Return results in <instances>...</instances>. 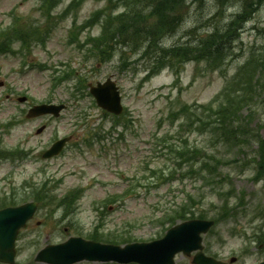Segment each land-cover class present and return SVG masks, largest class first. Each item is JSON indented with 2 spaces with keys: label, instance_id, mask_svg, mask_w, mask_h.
Wrapping results in <instances>:
<instances>
[{
  "label": "rangeland",
  "instance_id": "rangeland-1",
  "mask_svg": "<svg viewBox=\"0 0 264 264\" xmlns=\"http://www.w3.org/2000/svg\"><path fill=\"white\" fill-rule=\"evenodd\" d=\"M71 1L65 0L56 13H62ZM114 1L117 4L112 12L116 15L109 14L107 1H87L77 13L68 14L45 45L35 47L33 52L0 54V149L20 147L27 153L32 152L19 161L0 159V192L4 187L3 179L9 182L12 177L18 188L25 182L33 183L26 192L17 189L29 202L37 199L38 193L33 196L34 188H40L47 181L50 187L57 186L54 193L60 198L73 189L85 190L80 205L69 216L65 217L63 211L53 215L50 210L39 207L29 229L19 237L16 264H40L35 261L39 251L71 237L89 240L101 222L106 235L113 231L134 238L135 242L153 241L165 234L164 219L180 207H188L196 219H213L225 210H235L236 216L221 218L216 232H211L204 244H210L217 235L223 236L225 256L237 254L246 240L244 236L253 232L255 213L264 211V185L261 181L257 185L253 180L261 164L264 167L261 145L264 141V80L259 82L264 72L252 77L244 65L239 76L240 79L250 76L252 86L259 84L238 118L239 127L248 129L245 141L234 144L224 122L215 117V111L233 103V100L226 101L222 92L251 52H264V7L246 24L242 37L234 45L237 57L232 55L222 72L212 73L202 63L198 67L187 62L180 84L175 86L176 77L168 64L160 65V70L153 73L151 68L156 63L144 54L145 40L134 37L136 26L148 24L137 22L133 0ZM205 5L201 9L198 2L193 5L192 10H198L196 15L201 18L191 13L180 29L157 38L156 45L151 47L154 55L160 48L172 49L184 43L196 46L195 43L213 33L215 28L225 31L240 9L231 5L222 12L213 0H207ZM39 8L38 0H0V33L13 24L15 17L39 18L44 23ZM98 10L94 18L93 13ZM83 23L91 29L85 33L79 31L81 42L77 43L70 36L72 25L78 27ZM122 24L127 25L121 28L124 34L116 29ZM82 42L84 47L79 46ZM20 48L15 45V51ZM100 53H107V59L98 60ZM25 60L27 65L23 64ZM258 65L254 60L248 63L252 71ZM55 69L60 71L58 75L74 70L87 79L89 86L113 79L126 109L120 126L112 117H105L94 105V99L85 93L86 89L70 88L78 79L55 89ZM148 71L151 76L143 81ZM80 91L86 95L77 97ZM240 95L242 93L236 94L233 99L238 100ZM23 96L28 97V101L20 103L19 98ZM48 101L67 105L59 119H25L23 111ZM185 106L190 109L181 113ZM14 118L20 120L17 126L5 129ZM43 125L47 129L38 135L36 131ZM98 133L105 139L100 143L92 142L91 137ZM68 136L72 141L64 154L51 160L42 158L41 153L57 138ZM185 143L203 150L215 163L221 162L218 165L221 177L213 180L207 173L185 174L190 168L180 170L174 161L180 158L174 159L176 155L173 157L171 152L167 154L165 146L180 147L186 146ZM171 178L173 182L167 183ZM150 180H155V185L150 184ZM6 191H10V186H6ZM235 230L239 234L233 235ZM191 261L192 258L183 254L176 258L177 264H192ZM254 261L253 256H245L241 264Z\"/></svg>",
  "mask_w": 264,
  "mask_h": 264
},
{
  "label": "trees",
  "instance_id": "trees-1",
  "mask_svg": "<svg viewBox=\"0 0 264 264\" xmlns=\"http://www.w3.org/2000/svg\"><path fill=\"white\" fill-rule=\"evenodd\" d=\"M51 1L52 0H45V3L48 4ZM189 1L200 3V9L202 8L203 2L205 3V0H134L135 7L139 11L138 20H143V23H147L146 20H149L150 17L154 19V22H149L148 26H138L133 32L135 35L134 37L137 39L142 37L145 42H148V55L153 54L159 66H163L165 63L168 64L177 76L182 74L181 71L185 68L184 64L187 61H204L206 66H208L207 69L212 72L225 69L228 66L227 61L232 58V55L236 56L234 54L233 45L239 35V28L243 25L242 22L245 19H251L262 7L264 0H214L216 6L220 8V10L225 9L226 6L234 2L240 3V8L243 10L242 16H236L225 31L215 28L213 33L202 38L198 43H195L196 46L186 43L183 46L178 45L169 50L160 49V52H158L159 55H154L151 47L156 45V39L165 34L174 33L180 27L184 19L190 16V10L187 6ZM51 9V5H48V10ZM122 27H127V25H119L116 29L121 30ZM39 28H41V25L35 24L33 21H30L27 24L19 21L14 28L16 34L11 36L9 40H24L29 42L35 34L39 32ZM124 33L121 31V34ZM253 60L259 64L254 71L248 66V63H253ZM245 65L248 67L247 70L251 72L250 75L252 77H255L256 74L262 75L264 72V52L256 54L254 51L251 53L250 58L246 61ZM154 69H157V67ZM241 71L242 69L238 73L239 76L242 73ZM244 77H246V79H244ZM244 77L240 80V83L237 82L234 86L235 88L236 86H239V89L242 91V95L239 96L238 100L233 99L235 95L231 96L235 91L231 86L230 90L227 91V96L225 95V100H233V103L228 107L223 105L222 107L217 108L218 112H216L217 110L215 111V117L224 122L225 130H228L233 141L236 143L245 141L244 138H248L245 137L248 129L244 126L242 128L239 127L238 118L242 113L240 110L244 108L245 102L250 100V94L256 87H259V84L256 87L251 85L252 82H250V76ZM263 78L264 77H260V83L264 80ZM246 93L248 94L244 98L243 95H246ZM248 105L249 104L246 106ZM207 110L213 112L212 109ZM210 116L213 117L214 115L210 114ZM261 145L264 150V141ZM194 153L198 154L199 152L194 151ZM216 164V166H218L219 162H216ZM75 203L76 201L74 200L71 202L63 201L61 205L66 208H72V206L74 208ZM181 215L182 218L185 219L186 211L182 210Z\"/></svg>",
  "mask_w": 264,
  "mask_h": 264
},
{
  "label": "water",
  "instance_id": "water-1",
  "mask_svg": "<svg viewBox=\"0 0 264 264\" xmlns=\"http://www.w3.org/2000/svg\"><path fill=\"white\" fill-rule=\"evenodd\" d=\"M102 87L101 104L105 105L106 98L112 97L115 99V104L119 105V95L114 84L110 82ZM54 107L41 106L35 108L31 114L39 115L53 111ZM60 143L55 146L56 150ZM56 153H49L50 157ZM34 205L9 209L0 212V261L13 263L15 256V242L19 229L26 225L28 219L32 217ZM29 211L28 214H24ZM10 215V216H9ZM212 223L206 222H191L183 224L172 230L169 237L164 241H159L150 245H132L124 250L114 247L97 245L95 243L85 242L81 239L71 240L69 243L58 246L49 247L44 250L38 260L46 261L54 264H73L84 260H104L105 256H119L123 259H132L141 264H172L176 253L184 251L190 254L195 249H201V233H206ZM79 247V248H78ZM58 250V255H52V251ZM64 255V258L61 257ZM204 260L201 256L196 258V262L200 264Z\"/></svg>",
  "mask_w": 264,
  "mask_h": 264
}]
</instances>
